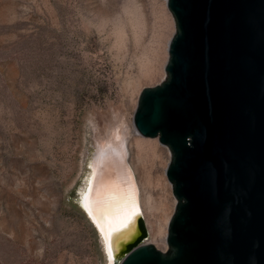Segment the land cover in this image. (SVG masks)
<instances>
[{
    "label": "rangeland",
    "instance_id": "rangeland-1",
    "mask_svg": "<svg viewBox=\"0 0 264 264\" xmlns=\"http://www.w3.org/2000/svg\"><path fill=\"white\" fill-rule=\"evenodd\" d=\"M169 29L164 0H0V264H107L80 193L96 139L123 116L147 146L142 163L132 153L154 218L177 202L153 154L169 146L134 124ZM166 233L146 242L167 251Z\"/></svg>",
    "mask_w": 264,
    "mask_h": 264
},
{
    "label": "water",
    "instance_id": "water-1",
    "mask_svg": "<svg viewBox=\"0 0 264 264\" xmlns=\"http://www.w3.org/2000/svg\"><path fill=\"white\" fill-rule=\"evenodd\" d=\"M168 7L167 77L143 88L134 124L172 153L169 249L146 242L142 216L115 264H264V0Z\"/></svg>",
    "mask_w": 264,
    "mask_h": 264
},
{
    "label": "bare ground",
    "instance_id": "bare-ground-1",
    "mask_svg": "<svg viewBox=\"0 0 264 264\" xmlns=\"http://www.w3.org/2000/svg\"><path fill=\"white\" fill-rule=\"evenodd\" d=\"M164 6L165 19L170 31L161 36L162 53L161 68H159L161 76L153 85L163 82L167 77L165 67L170 56L169 43L175 34L174 16L169 7H166L168 0H164ZM153 72H146L144 76H149L148 74ZM137 105L138 99H135L134 106ZM131 127L132 119L123 116L110 123L109 128L98 136L96 151L89 162L90 169L80 198L83 206L88 205L86 210L88 215L89 212L92 213L89 216L96 226L102 248L107 255V264H115L119 251L130 241L131 235L138 231L137 222L142 219L140 217H144L149 233L150 231L155 233L158 230V233L165 234L169 230L172 210L174 211L177 203L175 200L171 206H168V200H166L167 202H163L160 207L162 213L159 214V218H154V211L159 207L154 201L153 194H146L145 186L139 177V163L132 153L133 145V150L137 151L135 156L142 163L147 146L143 140L132 136ZM148 146L156 147V143L148 144ZM153 154L156 157H162L158 162L162 166L161 174L164 177L172 161L171 150L164 146V148L155 149ZM162 182L165 184V190L170 193L172 184L166 183L165 178ZM148 215L152 218L147 219ZM128 217L130 220L127 219ZM122 221L126 223V227L120 229L119 225ZM98 224L104 231H101ZM114 230L115 234H112ZM165 248L167 243L164 245Z\"/></svg>",
    "mask_w": 264,
    "mask_h": 264
},
{
    "label": "snow or ice",
    "instance_id": "snow-or-ice-1",
    "mask_svg": "<svg viewBox=\"0 0 264 264\" xmlns=\"http://www.w3.org/2000/svg\"><path fill=\"white\" fill-rule=\"evenodd\" d=\"M84 207H85L86 210L88 209V205H87V204H85ZM91 214H92V213L89 212V215H91ZM127 219L130 220V217H128ZM97 226H98V227H101V225H99V224H98ZM124 227H126V223L122 221V222L120 223V225H119V228H120V229H123ZM101 231H104L103 227H101ZM112 234H115V230L113 231Z\"/></svg>",
    "mask_w": 264,
    "mask_h": 264
}]
</instances>
